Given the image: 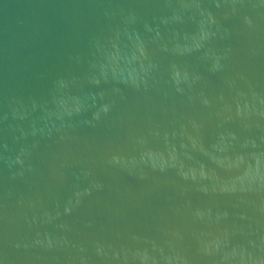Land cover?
<instances>
[{
  "label": "water",
  "instance_id": "obj_1",
  "mask_svg": "<svg viewBox=\"0 0 264 264\" xmlns=\"http://www.w3.org/2000/svg\"><path fill=\"white\" fill-rule=\"evenodd\" d=\"M0 264H264V0H0Z\"/></svg>",
  "mask_w": 264,
  "mask_h": 264
}]
</instances>
